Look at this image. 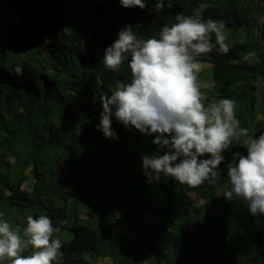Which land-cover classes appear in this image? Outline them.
Instances as JSON below:
<instances>
[{"label":"trees","instance_id":"trees-1","mask_svg":"<svg viewBox=\"0 0 264 264\" xmlns=\"http://www.w3.org/2000/svg\"><path fill=\"white\" fill-rule=\"evenodd\" d=\"M153 3L141 10L118 0H0V210L21 233L19 216L51 217L60 264H264V217L221 196L226 169L199 187L148 182L141 156L156 151L152 137L113 121L119 139H105L93 101L117 80L130 82L126 62L117 72L98 62L120 28L139 24L134 30L149 38L177 14L223 20L229 52L198 57L203 103L234 100L240 127L258 136L264 0H171L160 13ZM246 139H233L226 158L246 152Z\"/></svg>","mask_w":264,"mask_h":264},{"label":"clouds","instance_id":"clouds-1","mask_svg":"<svg viewBox=\"0 0 264 264\" xmlns=\"http://www.w3.org/2000/svg\"><path fill=\"white\" fill-rule=\"evenodd\" d=\"M118 2L124 9L144 10L150 4V0ZM153 4L157 13L172 7L171 0H154ZM175 20L149 38H141L134 30L139 24H127L104 49L98 62L112 72L126 62L131 79L117 80L110 94L93 95L102 109L96 131L105 139L118 140L115 121L125 131L152 137L156 151L141 156L142 174L150 183L163 177L199 187L205 182L215 184L226 169L227 184L221 196L226 202L240 201L251 217H264V132L249 136V130L240 127L232 99L205 107L198 83L202 70L198 57L229 52L226 23L183 14ZM23 70L17 66L16 76ZM241 136L247 137L246 152L233 151L227 159L225 153L233 139ZM25 219L21 233L0 213V264L5 260L10 264H60L63 245L59 237L53 238L58 229L51 217L39 214Z\"/></svg>","mask_w":264,"mask_h":264},{"label":"rangeland","instance_id":"rangeland-1","mask_svg":"<svg viewBox=\"0 0 264 264\" xmlns=\"http://www.w3.org/2000/svg\"><path fill=\"white\" fill-rule=\"evenodd\" d=\"M194 203L197 204L198 202L195 200ZM0 213H3V212H2V209L0 210ZM3 216H4L5 219L8 218V217L6 218L7 215L4 214V213H3ZM25 217H26V216H25ZM25 217H20V216H19V221L23 222V224L25 223ZM7 220H8V219H7ZM8 221H9V223L11 224V221H10V220H8Z\"/></svg>","mask_w":264,"mask_h":264}]
</instances>
